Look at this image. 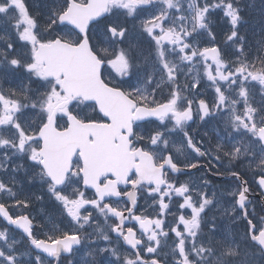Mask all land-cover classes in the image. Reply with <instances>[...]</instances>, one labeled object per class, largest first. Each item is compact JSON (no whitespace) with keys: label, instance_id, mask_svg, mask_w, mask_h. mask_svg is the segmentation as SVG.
I'll return each mask as SVG.
<instances>
[{"label":"snow or ice","instance_id":"6c2138e0","mask_svg":"<svg viewBox=\"0 0 264 264\" xmlns=\"http://www.w3.org/2000/svg\"><path fill=\"white\" fill-rule=\"evenodd\" d=\"M0 264H264V0H0Z\"/></svg>","mask_w":264,"mask_h":264},{"label":"rangeland","instance_id":"374dc122","mask_svg":"<svg viewBox=\"0 0 264 264\" xmlns=\"http://www.w3.org/2000/svg\"><path fill=\"white\" fill-rule=\"evenodd\" d=\"M258 13L255 12V13H250L249 14V27L245 29V32L250 34L252 33V30L255 29L256 32L258 33L259 32V28H258V18H259V14H256ZM223 20H221V24H223ZM252 39H255V36H252Z\"/></svg>","mask_w":264,"mask_h":264}]
</instances>
